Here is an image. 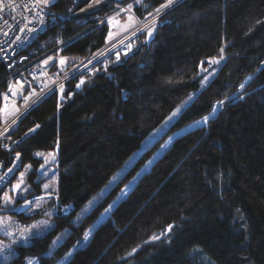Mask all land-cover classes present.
Masks as SVG:
<instances>
[{
    "label": "trees",
    "instance_id": "16d2710c",
    "mask_svg": "<svg viewBox=\"0 0 264 264\" xmlns=\"http://www.w3.org/2000/svg\"><path fill=\"white\" fill-rule=\"evenodd\" d=\"M70 2L54 5L65 9ZM123 2H134L141 19L169 3ZM110 7L90 11L82 25L51 26L41 37L62 33L70 39L63 52L87 58L106 44L108 24L101 18ZM204 59L206 72L215 71L202 85ZM10 81L11 71L0 61V92ZM191 95L171 126L80 216L81 206ZM214 106L219 110L210 118ZM204 117L206 123L196 124ZM11 132L15 150L0 142V160L18 151V171L32 165L30 196L43 193L36 153L58 150L59 161L55 225L19 245L21 258L38 254L40 264H59L76 248L66 264H264V0H180L159 16L151 36L139 34L128 52L89 75L72 99L60 102L52 92ZM168 139L170 146L90 242L77 248ZM13 214L28 221L42 213Z\"/></svg>",
    "mask_w": 264,
    "mask_h": 264
},
{
    "label": "built area",
    "instance_id": "2783aa9c",
    "mask_svg": "<svg viewBox=\"0 0 264 264\" xmlns=\"http://www.w3.org/2000/svg\"><path fill=\"white\" fill-rule=\"evenodd\" d=\"M55 1L45 4L44 0H0V61L11 71L8 88L0 92V142L10 152L15 150L11 131L32 107L55 91L60 102L72 99L82 89L87 75L119 57L117 50L105 44L71 68L69 54L63 52L69 37L53 31L45 37L41 35L51 26L64 27L66 21L85 24L90 5L71 0L65 9H59ZM20 162L18 151L11 160H0V197Z\"/></svg>",
    "mask_w": 264,
    "mask_h": 264
},
{
    "label": "rangeland",
    "instance_id": "374dc122",
    "mask_svg": "<svg viewBox=\"0 0 264 264\" xmlns=\"http://www.w3.org/2000/svg\"><path fill=\"white\" fill-rule=\"evenodd\" d=\"M177 2L179 1L173 0L172 3L166 4V7H162L161 9H159V11H156L145 19L139 18L134 12V2L124 3L123 0H90L89 5L90 11L97 9L102 5H111V10L108 11L107 14L103 15V17L101 18V22L108 24L106 46L111 47L112 51L117 50L118 56H120L121 53L128 52L130 44L137 40L139 34H142L146 31L149 35L150 29L151 33L153 34L159 16ZM130 5L131 7H129ZM68 56V64L71 68L80 65L86 59L75 55ZM208 69L209 68H207L206 74H204V81L202 85H205L207 82V79H205V77L209 78L214 74L215 69L209 70V72ZM87 78L88 77H86V79ZM190 97L191 99H189L188 97L184 101V103L176 107L170 113V115L146 137L141 146L132 153V155L126 160L124 165L112 175L109 181L81 206L79 210L80 216L89 213L110 191L112 186L115 185L118 180L126 173V171L135 163L138 157L152 143L159 139V137L177 119L185 106L192 100L193 95H191ZM217 106L220 108L221 102H219ZM217 106L216 108H218ZM219 108L214 111V106L213 112L209 117L214 115L219 110ZM178 109L179 111H177ZM173 113H176V115H173ZM206 122L203 119L196 124ZM172 140L168 139L165 145L161 147L158 154H162L170 146ZM36 156L42 158V163L38 168V177L36 178V180H42L43 193L34 196L29 195L31 188H33V184L30 180L33 167L32 165H26L22 170L18 171L20 166L19 164L16 167L14 175L10 179L11 181H9L1 194L0 264H40V258L38 254H25L24 257L21 258L22 253L18 249V247L21 244H30L35 236L45 234L55 225L57 206L55 205L54 200L56 199L55 194L58 189V150L38 151L36 153ZM158 156L159 155H156L153 160H155ZM153 160L149 161L146 164L142 173L144 171H147L151 167V163L153 162ZM137 178L131 180V182H129L124 187V189L117 196L114 202L110 204L111 207L107 208L108 211H104L101 214L99 220L94 224V227L99 221H101L102 219H104L105 221L110 216L111 209L114 208L115 204H117V202H119L121 198L125 197L126 194L131 191V189L136 185ZM17 185H19V187H17ZM45 185H47L48 187H45ZM6 197H10L11 199L6 200ZM19 200L24 201L21 204H17ZM13 210L23 211L27 215H33L36 212H41L42 214L34 216L28 221H24L20 220L15 214H13ZM94 227H91L86 232L80 244L86 245V243L92 236L91 231ZM65 232L66 231L64 230L54 239L55 243L52 244L51 250H53L61 242L62 238L65 235ZM64 260L59 264H62Z\"/></svg>",
    "mask_w": 264,
    "mask_h": 264
},
{
    "label": "water",
    "instance_id": "95a60500",
    "mask_svg": "<svg viewBox=\"0 0 264 264\" xmlns=\"http://www.w3.org/2000/svg\"><path fill=\"white\" fill-rule=\"evenodd\" d=\"M177 1H180V0H177ZM208 62H209V59H204V60L202 61L201 65H200V74H199L200 76H203V75L206 73V69L204 68L203 65L206 64V63H208ZM215 114H216V113H215ZM215 114L212 115L211 117H214ZM211 117H210V118H211ZM172 141H173V140H172ZM160 155H161V154H159L158 157H160ZM158 157H157V158H158ZM157 158H156V159H157ZM156 159H155V160H156ZM155 160H153V162H154ZM153 162H152V163H153ZM152 163H151V164H152ZM151 166H152V165H151ZM149 169H150V168H149ZM149 169H148V170H149ZM148 170H147V171H148ZM147 171H144L143 173H141L140 176H138L137 181H138L139 178H140L145 172H147ZM137 181H136V183H137ZM128 193H129V192H128ZM128 193H127V194H128ZM127 194H126V195H127ZM125 197H126V196H125ZM125 197H123V198H121V199H124ZM119 201H120V200H119ZM117 203H118V202H117ZM116 205H117V204H115V206H116ZM115 206H114V207H115ZM112 209H113V208H112ZM112 209H111V211H112ZM103 221H104V219H102L101 221H99V222L95 225V227H94L93 230L91 231V235H92V233L94 232V230L98 227V225H99L100 223H102ZM90 239H91V238H90ZM89 242H90V240L87 242V244H88ZM87 244H86V245H87ZM86 245L79 244V245L77 246V248H78V247H83V246H86ZM75 250H76V248H75V249H74V250L68 255V257L64 260V262H63L62 264H66V263H67V262L73 257V254H74Z\"/></svg>",
    "mask_w": 264,
    "mask_h": 264
},
{
    "label": "snow or ice",
    "instance_id": "6c2138e0",
    "mask_svg": "<svg viewBox=\"0 0 264 264\" xmlns=\"http://www.w3.org/2000/svg\"><path fill=\"white\" fill-rule=\"evenodd\" d=\"M49 2V0H44V3L46 4V3H48ZM168 2H169V4L170 3H172V0H168ZM129 7H131V5L129 6ZM162 7H166V5H162ZM157 11H159V10H157ZM151 29L149 30V36H151ZM214 62H217V61H214ZM205 79H207V77H205ZM189 99H191V97H189ZM222 103V102H221ZM177 111H179V109L177 110ZM214 111H215V109H214ZM173 115H176V113H173ZM204 119V121L206 122L207 121V119H208V117H204L203 118ZM196 123H199V121H197ZM37 127H39V125H37ZM31 131V130H30ZM17 187H19V185H17ZM45 187H48L47 185H45ZM6 200H10L11 198L10 197H6L5 198ZM109 207H111V205L109 206ZM105 211H108L107 209L105 210ZM171 227V226H170ZM87 238V237H86ZM154 239H158V237H154ZM53 243H55V241L53 242ZM135 251V250H134Z\"/></svg>",
    "mask_w": 264,
    "mask_h": 264
}]
</instances>
